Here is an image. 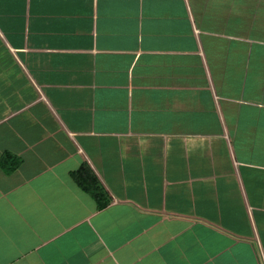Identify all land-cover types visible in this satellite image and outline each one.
Wrapping results in <instances>:
<instances>
[{"label": "crops", "instance_id": "obj_1", "mask_svg": "<svg viewBox=\"0 0 264 264\" xmlns=\"http://www.w3.org/2000/svg\"><path fill=\"white\" fill-rule=\"evenodd\" d=\"M6 153L0 264H264V0H0Z\"/></svg>", "mask_w": 264, "mask_h": 264}, {"label": "trees", "instance_id": "obj_2", "mask_svg": "<svg viewBox=\"0 0 264 264\" xmlns=\"http://www.w3.org/2000/svg\"><path fill=\"white\" fill-rule=\"evenodd\" d=\"M9 159H11L10 164H8ZM18 165L19 159L10 154H4L0 159V167L6 173L11 172ZM70 177L82 191L89 194L96 201L98 208H103L107 205L108 200L105 199V192L98 183L96 176L87 165H81L79 169L71 172Z\"/></svg>", "mask_w": 264, "mask_h": 264}]
</instances>
